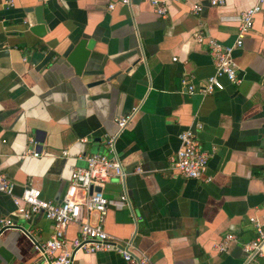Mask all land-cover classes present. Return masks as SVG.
Instances as JSON below:
<instances>
[{
    "label": "crops",
    "instance_id": "1",
    "mask_svg": "<svg viewBox=\"0 0 264 264\" xmlns=\"http://www.w3.org/2000/svg\"><path fill=\"white\" fill-rule=\"evenodd\" d=\"M5 1L0 0V176L13 184V195L29 187L58 203L82 159L105 152L104 138L117 130L113 120L138 106L115 142L126 175L102 189L109 200L124 191L129 205L107 208L103 230L131 240L133 252L152 264H245L241 245L254 238L248 219L264 221V19L253 18L241 48L232 53L237 84L222 79L223 90L200 98L184 93L180 79L199 85L212 75L206 47L193 37L230 45L234 17L254 0H224L218 7L177 0L166 3L163 17L149 0H128L127 6L120 0ZM192 4L201 7L197 15L189 12ZM38 5L48 28L42 38L28 31L33 13H24ZM80 39L89 56L76 77L62 53ZM194 124L201 125L195 137L208 160L201 178L185 180L169 169V159L179 146L177 135ZM31 147L38 158H18ZM135 167L142 173L132 174ZM1 219L23 227L39 244L52 233L51 222L42 215L25 220L2 193ZM227 233L236 242L216 253L213 246ZM76 236L77 225L68 226L66 241ZM0 264L39 263L30 240L7 228L0 234ZM73 264L130 263L98 252L78 253ZM246 264H264V258Z\"/></svg>",
    "mask_w": 264,
    "mask_h": 264
},
{
    "label": "built area",
    "instance_id": "2",
    "mask_svg": "<svg viewBox=\"0 0 264 264\" xmlns=\"http://www.w3.org/2000/svg\"><path fill=\"white\" fill-rule=\"evenodd\" d=\"M45 3L49 0H38ZM177 0H149L153 12L160 17L167 14L166 3ZM210 7L224 4V0H207ZM5 5L11 6V0H6ZM123 6L128 5V0H120ZM113 4L107 6L108 10ZM201 11L198 4H192L189 12L197 15ZM258 15L264 19V0H254V4L234 17L236 22V36L230 45H222L215 39L200 34L195 35L196 44L205 45L212 61L213 73L199 85H194L187 77L180 79L184 93L197 95L200 98L209 96L214 92L223 90L222 79L234 85L237 79V67L233 61V51L241 48L243 38L251 29L253 18ZM172 62L176 61L173 57ZM138 111V106L133 107L128 113L113 120L116 132L106 136L103 141L104 153H94L83 158V165L75 167L68 180V185L58 203L45 201L40 196V191L34 188H23L19 195H13V184L4 176H0V193L10 197L16 212L25 220L33 215H42L52 224V233L42 243L30 240L39 264H73L76 254H94L98 252H111L119 255L123 261L130 264H152L142 254H135L131 240H118L109 236L103 230V219L107 208L120 209L128 206V199L124 191L117 199L109 200L102 194L105 184L111 180L121 181L126 173L115 150V142L119 134L132 121ZM201 125L194 124L177 135L179 146L174 155L169 159V169L182 179H199L205 172L208 155L199 147L195 133L200 131ZM29 144L34 146L33 140ZM65 156L66 152H62ZM34 148H26L19 155V159L26 157L38 158ZM139 167H135L132 174H141ZM210 181L209 177L203 180ZM81 215L83 218L80 219ZM94 215L92 223L89 217ZM254 230V238L241 245L244 262L249 263L255 258H264V221L258 222L254 218L248 219ZM77 225V236L70 242L65 239L66 228ZM0 226L14 228L9 220L1 219ZM236 242L233 234H224L213 246L216 253L224 254L228 247Z\"/></svg>",
    "mask_w": 264,
    "mask_h": 264
},
{
    "label": "water",
    "instance_id": "3",
    "mask_svg": "<svg viewBox=\"0 0 264 264\" xmlns=\"http://www.w3.org/2000/svg\"><path fill=\"white\" fill-rule=\"evenodd\" d=\"M33 13V22L30 24L28 31L38 38H42L48 31L46 23L42 16V6L38 5L32 8L25 9L24 13ZM89 56V49L85 39H80L75 45H69L62 53V58L72 68L73 74L80 77ZM39 143L41 139H36ZM7 229L6 227L0 228V234ZM23 233L29 240H33L23 227H14Z\"/></svg>",
    "mask_w": 264,
    "mask_h": 264
}]
</instances>
